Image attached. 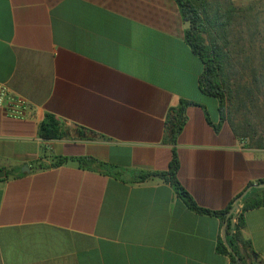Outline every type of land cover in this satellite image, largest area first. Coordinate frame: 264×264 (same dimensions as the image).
I'll return each instance as SVG.
<instances>
[{
    "label": "crops",
    "instance_id": "crops-1",
    "mask_svg": "<svg viewBox=\"0 0 264 264\" xmlns=\"http://www.w3.org/2000/svg\"><path fill=\"white\" fill-rule=\"evenodd\" d=\"M184 29L173 0H0V84L27 105L22 118L0 108V264H229L216 250L225 215L188 209L161 179L129 183L70 160L166 171L164 119L183 100L176 179L194 204L223 211L264 182V149L199 91ZM45 113L101 138L42 140ZM57 157L69 160L51 166ZM239 237L242 264H264V206L243 212Z\"/></svg>",
    "mask_w": 264,
    "mask_h": 264
},
{
    "label": "trees",
    "instance_id": "trees-1",
    "mask_svg": "<svg viewBox=\"0 0 264 264\" xmlns=\"http://www.w3.org/2000/svg\"><path fill=\"white\" fill-rule=\"evenodd\" d=\"M178 8L181 21L185 24L184 42L192 55L201 63L198 77V89L201 94L216 101V112L220 122H226L231 132L238 139H247V146L264 149V132L256 134L251 127L244 131L242 124L256 109L254 119L264 125V35L258 30L252 12L253 5L236 8L231 0H173ZM264 29V27H263ZM260 98L262 100H260ZM229 104L234 115L242 117L241 121L233 119L225 112ZM190 103L180 100L175 107L169 108L164 119L162 142L171 146L170 159L164 172L127 171L112 165L97 163L89 158L70 159L81 168L95 169L110 177L121 178L125 182L139 183L149 178H158L166 182L185 206L199 214L213 215L223 220L232 206V202L223 211L212 212L197 207L176 179L178 168L175 140L184 121L185 109ZM252 117V116H251ZM237 118V117H235ZM250 118V117H249ZM208 122V119L206 118ZM214 131L218 125L213 126ZM72 132L77 139L92 140L97 137L91 131L74 126L71 129L58 122L51 114L45 113L37 127V135L42 140H59ZM69 159L57 157L51 166H58ZM240 208L234 217L232 234L227 245L237 257V261L219 242L217 252L228 256L229 264H242L234 242L240 241L239 231L243 226V212L264 206V189H251L239 201ZM246 248L248 244L246 243ZM245 245L243 244L244 248ZM238 262V263H237Z\"/></svg>",
    "mask_w": 264,
    "mask_h": 264
},
{
    "label": "rangeland",
    "instance_id": "rangeland-1",
    "mask_svg": "<svg viewBox=\"0 0 264 264\" xmlns=\"http://www.w3.org/2000/svg\"><path fill=\"white\" fill-rule=\"evenodd\" d=\"M231 2L236 8H241V9L246 8V6H248L250 4L253 5L252 12L257 14V16L255 17V20L258 23V30L261 32V34L263 36L264 35V29H263V27H264V0H231ZM260 100H262V99L260 98ZM203 101H205V103H209L208 105L206 104L208 114H209L210 118H213V116H214V112H213L214 103H213V101L212 100H207V101L203 100ZM210 103H211V105H210ZM225 112L226 113L229 112L230 116L233 119H235V120L237 119L238 121H241L242 117H238L237 114L234 115L232 110H231V107L228 103L225 105ZM256 112H257V110L253 109L249 115H247V114L244 115L247 118V124H242V127L244 128L245 132H248V130L251 127L255 128L253 131L256 132V134H262L264 132V125H260L259 120L254 119ZM235 117H237V118H235ZM242 140L245 141L246 144L248 143L247 139H242ZM251 185H253V184H251Z\"/></svg>",
    "mask_w": 264,
    "mask_h": 264
},
{
    "label": "built area",
    "instance_id": "built-area-1",
    "mask_svg": "<svg viewBox=\"0 0 264 264\" xmlns=\"http://www.w3.org/2000/svg\"><path fill=\"white\" fill-rule=\"evenodd\" d=\"M0 108L13 118H22L27 109L26 103L8 92L5 86L0 84Z\"/></svg>",
    "mask_w": 264,
    "mask_h": 264
},
{
    "label": "water",
    "instance_id": "water-1",
    "mask_svg": "<svg viewBox=\"0 0 264 264\" xmlns=\"http://www.w3.org/2000/svg\"><path fill=\"white\" fill-rule=\"evenodd\" d=\"M21 170L26 171L25 167H23ZM251 189H264V182L258 183L257 185H249L247 186L232 202V206L230 207V209L226 212L225 214V220H224V224H223V228L221 230V242L222 245L224 246V248L227 250V252L235 259V261H237V257L235 256V254H233L232 250L229 248V246L227 245V242L225 240V225L226 222H229V228L232 229L233 228V218L236 215V211L238 210V202L240 200H242L245 195L251 190ZM238 263V262H237Z\"/></svg>",
    "mask_w": 264,
    "mask_h": 264
}]
</instances>
